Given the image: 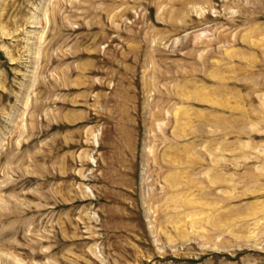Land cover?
Returning <instances> with one entry per match:
<instances>
[{
  "label": "rangeland",
  "instance_id": "374dc122",
  "mask_svg": "<svg viewBox=\"0 0 264 264\" xmlns=\"http://www.w3.org/2000/svg\"><path fill=\"white\" fill-rule=\"evenodd\" d=\"M0 264H264V0H0Z\"/></svg>",
  "mask_w": 264,
  "mask_h": 264
}]
</instances>
